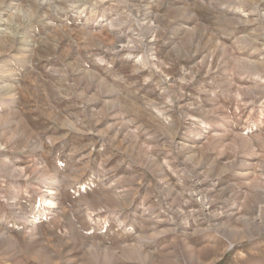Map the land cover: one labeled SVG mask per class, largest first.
Returning <instances> with one entry per match:
<instances>
[{
    "label": "rangeland",
    "instance_id": "obj_1",
    "mask_svg": "<svg viewBox=\"0 0 264 264\" xmlns=\"http://www.w3.org/2000/svg\"><path fill=\"white\" fill-rule=\"evenodd\" d=\"M261 111L264 0H0V264H264Z\"/></svg>",
    "mask_w": 264,
    "mask_h": 264
},
{
    "label": "bare ground",
    "instance_id": "obj_2",
    "mask_svg": "<svg viewBox=\"0 0 264 264\" xmlns=\"http://www.w3.org/2000/svg\"><path fill=\"white\" fill-rule=\"evenodd\" d=\"M257 83V82H256ZM264 112H260V116H264V114H263ZM7 159V158H6ZM8 160V159H7ZM6 160V161H7ZM9 168V167H8ZM10 169H11V171H12V173L15 171H18L14 166H12V165H10ZM19 174V173H18ZM21 174V173H20ZM254 179H255V177H254ZM253 179V180H254ZM252 181V180H251ZM248 186H250V191H252V192H258V193H264V186H262L261 184H259L258 182H256V181H253V182H251ZM249 191V190H248ZM249 191V192H250ZM248 194V192H244V194H243V196H245V195H247ZM47 195V194H46ZM51 196V195H50ZM42 197V196H41ZM43 198V197H42ZM17 199H19V196H18V193L17 194H13L12 195V204L13 205H16V202H17ZM44 199V198H43ZM42 199V200H43ZM52 199H53V197L52 198H50V197H48V200H49V202L48 201H46V202H48V205H49V203H52ZM47 200V199H46ZM243 201V200H242ZM55 202V201H54ZM44 203V202H43ZM18 205V204H17ZM57 205V204H56ZM34 206V205H33ZM52 206V205H51ZM41 210V209H40ZM42 212V211H41ZM260 213H261V211H258L257 212V215H258V218L259 219H261V215H260ZM44 214V213H43ZM262 221V220H261ZM263 222V221H262ZM264 223V222H263ZM256 225V224H255ZM263 226V225H262ZM247 233V235H250V234H248V232H246ZM250 233H253V231H250ZM223 234V233H222ZM251 236V235H250ZM234 246V243H229V247H228V249H231L232 247Z\"/></svg>",
    "mask_w": 264,
    "mask_h": 264
}]
</instances>
